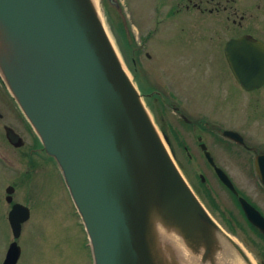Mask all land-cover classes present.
Masks as SVG:
<instances>
[{
    "label": "water",
    "instance_id": "1",
    "mask_svg": "<svg viewBox=\"0 0 264 264\" xmlns=\"http://www.w3.org/2000/svg\"><path fill=\"white\" fill-rule=\"evenodd\" d=\"M0 22L6 28L0 30V68L63 171L94 264H160L147 240L155 225L147 197L152 191L164 231L185 228L184 238H178L191 245L206 240L200 218L211 225L208 216L168 155L90 0H0ZM237 43L226 47L237 81L246 88L261 84L264 69L246 72L243 58L229 53L232 46L242 49ZM251 61L248 67H260ZM255 167L264 183V154ZM215 170L235 192L226 174ZM239 199L248 219L264 232L261 214ZM28 217L27 207L12 205L8 220L15 237ZM19 254L12 242L3 264H15Z\"/></svg>",
    "mask_w": 264,
    "mask_h": 264
},
{
    "label": "rangeland",
    "instance_id": "2",
    "mask_svg": "<svg viewBox=\"0 0 264 264\" xmlns=\"http://www.w3.org/2000/svg\"><path fill=\"white\" fill-rule=\"evenodd\" d=\"M117 1L121 2L117 9L114 8L113 3H109L107 0H96V6L106 33L129 78L136 85L150 86L153 89H159L164 83L177 85L181 81L180 86L187 84L194 95L198 94L203 86L200 85L202 78L197 73L184 74L177 66L182 62L175 63L173 57L167 58L169 65L167 68L165 67L166 55H164V51L168 52L166 48L170 43L164 42L163 35L180 31L173 24L168 27L167 24H171V21L164 20L157 25L154 24L156 19L163 16V12L159 13L158 11L163 10L158 9L155 17L154 0ZM117 12L120 13L121 18L116 14ZM121 19L124 20L129 33L130 49L124 43L123 35L118 32L117 21ZM147 33L154 34L146 39ZM190 49H192L191 46L181 48L179 45L177 47V50L183 51ZM136 51H141L138 58L144 66V74L138 71L137 78L130 68V65L132 66L131 57ZM145 51L152 54V59L146 60ZM170 62L173 63L170 64ZM212 64L215 67L214 73L218 75L216 81L224 82L228 86L230 94L227 103H217L224 105L216 106L217 117L215 119L221 125L225 124L227 128L233 127L241 131H243L241 127L244 128L242 126L244 124L255 137L256 145L264 147V106L248 105L246 108L244 101L247 95L235 84L219 57H216ZM142 100L166 148L184 177L196 182L195 176L202 173L207 179L204 182L205 185L209 186L211 194L217 201L218 211L223 213L222 216H225L221 218L211 210L209 211L203 204V207L218 224V228L210 225L207 221L203 220L202 222V218H200V228L205 234L207 245L204 248L201 241L199 245L198 243L191 245L183 240V244L187 245L184 244L187 249L184 250L185 259L183 261L173 250L174 248L170 250L172 246L169 244V239L174 241L171 236L175 234H170L163 229L161 232L155 229L156 233H152L151 231L154 229L150 226L147 240L152 254L154 253L151 245L153 240L155 247H160L161 250L160 264H260L264 262V237L255 230L253 231L246 223L230 193L216 180L212 170L199 156L192 133L181 135V138H171L170 142H166L160 128V117L162 115L173 125L176 122L172 120V117H176L162 103L157 104L147 98H142ZM0 114L2 115L0 117V264H2L8 244L13 240L7 221L10 204L4 199L5 188L8 185L14 186L12 201L22 203L30 210V217L22 224L21 235L16 239L21 248L17 264H94L87 231L57 160L47 151L33 148V134L27 121L15 101L10 97L9 91L1 79ZM5 126L19 135L23 143L16 146L9 144L5 137ZM216 137L222 142L211 141L209 143V149L215 162L230 173V177L240 191L264 210V188L259 185L255 174L248 175L244 171V165L241 164L245 162L244 157L232 149L234 144L229 139L219 133ZM181 140L189 147H193L190 159L182 150V145H177ZM245 158H247L246 155ZM226 218L229 222L226 221ZM228 224L232 226L231 229ZM232 241L235 243L233 244L235 248L239 247L237 249H241L245 253L248 261L237 256L234 246L230 243ZM153 256L155 262H158L154 254Z\"/></svg>",
    "mask_w": 264,
    "mask_h": 264
},
{
    "label": "flooded vegetation",
    "instance_id": "3",
    "mask_svg": "<svg viewBox=\"0 0 264 264\" xmlns=\"http://www.w3.org/2000/svg\"><path fill=\"white\" fill-rule=\"evenodd\" d=\"M153 3L155 17L158 9L163 10L158 11L159 13L163 12V16L160 19H156L154 24L157 25L164 20L171 21V24H167L168 27L173 24L180 31L178 33H166L163 35L165 39L164 42L170 43L166 48L168 52L166 53V51H164V55H166L165 67L167 68L169 65L167 58L173 57L175 63L178 61L182 62L177 66L180 67L184 74L197 73L199 77L202 78L200 85L203 87L200 88L201 91H199L198 94L196 93L194 95L189 87H187V84L180 86L181 81H179L177 85L164 83L158 90H154L151 94H144V97L150 98L157 104L162 103L167 106L177 118L176 120V118L172 117V120L176 122V124L173 125L162 115L160 117V128L168 142H170L171 138H181V135L192 133V136L195 138V148L199 156H201L204 163L212 170L216 180L230 193L233 202L239 208L246 223L250 225L253 231L255 230L264 237L262 231L247 220L240 206L239 196L244 197L263 217L264 210L254 203L245 193L240 191L230 177V173L219 166L214 160L215 165L224 170L233 182L237 194L226 187L218 179L214 167L208 162L204 155L205 150L209 151L212 155L209 149V143L211 141L222 142L216 137L217 133H219L234 144L232 145V149L236 150L245 159V162L241 163L244 165V171L248 173V175H252L255 174V156L264 153V147L256 145V139L252 133L249 132L247 126L244 124L242 125L244 127H241L243 131L233 127L227 128L225 124L223 126L215 119L217 117L215 113L216 106L224 105L217 103H227L230 99V94L228 86L224 82L216 81L218 75L214 73L215 67L214 64H212L213 60L219 57L227 72L234 79L235 84L247 95L244 101L246 108H248V105L264 106V82L249 88L240 85L233 76V70L226 53V47L229 43L238 42L236 47H239V42H242L243 46L241 50H239V48L234 50L235 46H232V48L228 50L229 53L243 58L242 62L245 64L244 67H246V72L253 71L256 73L264 69L262 62L264 58V0H154ZM153 34L154 33H152V35ZM152 35L147 33L145 37L149 39ZM179 45L181 48L191 46L192 49L184 51L177 50ZM140 52L141 51L134 52L131 58V67L135 74L136 71L143 70L144 68L138 58ZM144 56L146 60L152 59V54L149 51H145ZM250 57H253L252 61ZM254 59L256 63H260V67H248L247 64L250 61L253 62ZM173 62H170V64ZM184 79H186L185 76ZM0 117H2L1 114ZM10 129L5 126V136H7L8 142L13 146V144L19 141L18 138L20 136ZM224 130L236 131L238 133L237 138L225 136L223 133ZM238 137L242 139L240 140ZM32 141L33 144H36L33 135ZM177 145H182L181 148L188 155V159L192 157L191 152L193 151V147L186 145L183 140L177 143ZM245 155L247 158H245ZM195 179H197L196 182L195 180L187 181L196 196L209 211L211 210L213 213L221 216V218L225 217L222 216V212L218 211L216 206L217 201L211 194L209 186L204 184L207 180L206 177L202 173H199L195 176ZM258 183L264 188L259 180ZM226 221L229 222L227 218ZM229 227V229L232 228L231 225H229ZM260 264H264V262Z\"/></svg>",
    "mask_w": 264,
    "mask_h": 264
},
{
    "label": "bare ground",
    "instance_id": "4",
    "mask_svg": "<svg viewBox=\"0 0 264 264\" xmlns=\"http://www.w3.org/2000/svg\"><path fill=\"white\" fill-rule=\"evenodd\" d=\"M90 2L92 4V6L94 7L96 13L98 14V17L101 18L99 13H98V10H97L96 0H90ZM2 28L6 29V28H4L3 24L0 22V30H2ZM0 35H1V31H0ZM0 45H1V42H0ZM2 49H3L4 54L8 55L6 45H3ZM147 197H148V201L150 204V225H151V219H152V224H155L153 227L154 230H152V233H156L155 232V226H156V230H159L161 232V230L166 228V226L163 224V218L164 217L159 218V212L157 211L158 208L154 205L155 201L157 200L156 195L152 191V194L149 193V195H147ZM171 230L176 231V234L170 232V234H175L174 236H171L174 239V241L171 238L169 239V244H170V246H172V247H170V250H172L174 248L173 250H175L178 253L179 258L183 261L185 259V255H184L185 247L181 244V242H176V240H178V235H180L184 238L183 233L185 231V228L183 229V227H182L181 229H178V230H176V229H171ZM177 231H181V233H178ZM151 244L154 245V255L157 259L160 256V251H161L160 247L156 248L155 247L156 246L155 241H153V240L151 241Z\"/></svg>",
    "mask_w": 264,
    "mask_h": 264
},
{
    "label": "trees",
    "instance_id": "5",
    "mask_svg": "<svg viewBox=\"0 0 264 264\" xmlns=\"http://www.w3.org/2000/svg\"><path fill=\"white\" fill-rule=\"evenodd\" d=\"M118 32H120L121 34H123L124 42L126 43V45H128V43L126 42V38H125V34H124V29H123L121 23L118 24Z\"/></svg>",
    "mask_w": 264,
    "mask_h": 264
}]
</instances>
